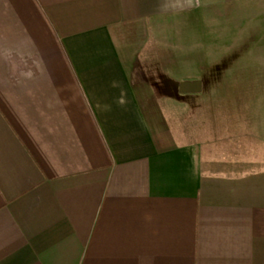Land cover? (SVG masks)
I'll list each match as a JSON object with an SVG mask.
<instances>
[{"label":"crops","instance_id":"1","mask_svg":"<svg viewBox=\"0 0 264 264\" xmlns=\"http://www.w3.org/2000/svg\"><path fill=\"white\" fill-rule=\"evenodd\" d=\"M217 6L264 38V0H0V264H264V61L167 97L142 56Z\"/></svg>","mask_w":264,"mask_h":264},{"label":"rangeland","instance_id":"2","mask_svg":"<svg viewBox=\"0 0 264 264\" xmlns=\"http://www.w3.org/2000/svg\"><path fill=\"white\" fill-rule=\"evenodd\" d=\"M253 11V8L241 7L240 10L226 12L222 6H217L151 21L150 38L145 40L147 48L142 56L150 80L154 83L159 81V85H154L159 93L167 97L184 93H208L213 89L220 93L223 86L208 87L207 79L223 77L224 74L233 77L255 73L254 70H236L233 63L232 69L220 64L224 60L264 61V54L256 53L255 46H264V38L255 35L257 23ZM228 35L230 37H226ZM228 41L232 48L231 55L223 58L226 55L223 54V45H227ZM206 46L210 49L209 53H204ZM236 46H241L243 52H234L238 51L233 50ZM194 78H198L199 85L192 84L191 79ZM260 89L264 94V87ZM172 104L180 110L190 105L186 102ZM259 104H262L264 112V99Z\"/></svg>","mask_w":264,"mask_h":264}]
</instances>
